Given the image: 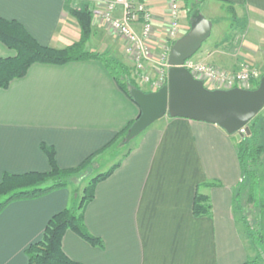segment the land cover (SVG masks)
I'll return each mask as SVG.
<instances>
[{"label": "crops", "instance_id": "0c3cea01", "mask_svg": "<svg viewBox=\"0 0 264 264\" xmlns=\"http://www.w3.org/2000/svg\"><path fill=\"white\" fill-rule=\"evenodd\" d=\"M87 1L0 0V18L19 22L39 44L61 50L80 36L68 7ZM212 1L264 19V0ZM143 2L156 31L167 22L168 2ZM179 23L182 37L189 22L180 17ZM134 31L140 33V24ZM95 39L100 40L98 46L92 44ZM154 42L162 45L159 38ZM103 45L101 34L92 30L86 47L106 53ZM214 45L198 55L199 61L236 71L213 51ZM14 55L0 43V59ZM119 55L126 65L133 60ZM139 114L100 61L34 64L24 77L0 89V180L5 173L49 172L43 146L54 150L58 168H77ZM135 140L120 165L97 184L84 210V226L101 240L102 248L67 231L61 246L68 259L76 264H243L253 257L240 234L234 205L242 179L234 135L216 125L164 116ZM75 180L80 181L74 177L70 186ZM86 186L7 204L0 211V264H27L26 248L41 238L52 216L72 205L74 191ZM197 194L208 198L209 215H193Z\"/></svg>", "mask_w": 264, "mask_h": 264}, {"label": "trees", "instance_id": "16d2710c", "mask_svg": "<svg viewBox=\"0 0 264 264\" xmlns=\"http://www.w3.org/2000/svg\"><path fill=\"white\" fill-rule=\"evenodd\" d=\"M74 3H71L70 8L68 7L67 13L76 22L80 36L77 42L61 50L39 44L19 22L0 18V43L15 53L13 57L0 59V89H6L11 81L24 77L29 67L34 64L64 65L83 60H97L103 63L119 89L132 100L128 87L140 88L132 82L128 86L120 79L121 75L128 76L131 69L122 62L109 59L104 53L91 51L86 47L92 35L93 5L90 3L74 5ZM229 6L231 12L233 7ZM200 19L202 18L192 19L187 15L188 31ZM258 81L252 82L250 90L257 88ZM262 121L260 114L257 115L248 124L249 134H244L241 139L235 140L242 179L235 192L234 205L235 210L241 214L240 221L245 232V240L251 245L253 254V257L243 264H264V200L255 194L254 189L255 178L258 179L264 174L258 171L264 155V143L261 141L263 129L259 127ZM133 123L119 132L107 147L74 169L58 168L55 163L54 150L43 146L42 150L49 162V172L22 175L3 174L0 180V211L11 202L33 200L53 191L68 188L71 180L80 176L90 166L92 159L102 154L109 146L116 144L117 147H128L132 141L125 144V135ZM129 153L128 148L126 152L124 151L122 158ZM120 162L88 182L83 190V198L76 208H66L51 217L41 238L30 244L24 251L27 264H76L62 251L61 242L67 231L74 233L93 247L102 248L101 240L87 232L83 223V214L86 206L94 198V189L97 184L106 180L120 165ZM210 210L208 198L197 194L193 203V215L195 217L207 216Z\"/></svg>", "mask_w": 264, "mask_h": 264}, {"label": "rangeland", "instance_id": "374dc122", "mask_svg": "<svg viewBox=\"0 0 264 264\" xmlns=\"http://www.w3.org/2000/svg\"><path fill=\"white\" fill-rule=\"evenodd\" d=\"M87 3H90L93 5V20H92V30L95 31V33L101 34V39L106 42V45H103V47L106 48V53H104L106 56L109 57L111 60L119 61L120 62V55L119 52L122 53L121 56L126 57H132L133 59L129 65H126V67H129L131 69V73L126 75H121L120 79L123 83H126L128 86H130V82L135 83V85L140 88L143 92H150L149 86H145L141 84L138 79L135 77V71H134V57L132 55V52L127 53V50L131 49L130 46H132L126 39L123 38V36L118 32V30L110 27L106 22V20L103 18L104 13L106 12L104 6H97L98 3H96V0H88ZM171 4H175L177 7V23H176V39L180 38V23L179 19L180 17H183L187 21V15L192 18H205L210 22L211 25V35L210 37L201 45L200 49L191 57L192 59H195V61H199L197 58L198 55L206 48H208L210 45H214L215 48H212L213 51L217 50V55H220L219 57H222L224 60L228 59L227 61L235 65L237 68L236 71L233 72H241L243 66H248L252 68L253 70H256L258 72V75L263 74L264 72V19L260 18L258 16L250 17L245 12H236L234 9L230 12V6L229 5H220L215 4L212 0H175L174 2H170ZM79 10V8H77ZM168 9V8H167ZM168 12V11H167ZM114 18H121V8H117L116 12L112 14ZM167 22L158 30H153V24L151 22L152 26V32H151V42L153 47L152 50V57L154 56H160L164 52V49L162 46H170L173 43L172 38H170L169 42L167 43L169 39L170 28L172 26V21L169 20V12L167 14ZM188 22V21H187ZM159 38L161 46H158L154 42V38ZM99 39V37H98ZM95 39L93 40L92 44L93 46H98L100 43V40ZM163 41V42H162ZM219 51V52H218ZM159 59L155 60L158 64ZM230 60V61H229ZM211 65V64H207ZM214 66V65H212ZM160 66L155 65L153 66V69H156L157 71L160 70ZM148 75V73H147ZM156 74H153V78ZM259 82V81H258ZM252 86V85H251ZM132 87H128L130 90ZM135 88V87H134ZM260 117H262L261 125L264 126V109L259 113ZM258 114V115H259ZM263 133L261 136V141L264 143V127H262ZM136 143V140H132V142L129 144L130 147H133ZM129 147V146H128ZM128 147L119 146L117 147L116 144L109 146L102 154L104 155L101 159H99L98 164H93L90 166V169L84 174V176L81 175L78 176L79 180H83L82 183L80 181L75 180L72 181L71 187L76 186L78 184L87 185V182L90 178H93L96 173H104L107 172L113 165L120 162L122 159V155L124 154V151L128 149ZM101 155V154H100ZM97 166V167H96ZM258 171L261 172V174L264 172V155L262 156V163L260 167L258 168ZM260 174V175H261ZM88 175V176H86ZM256 181H254L255 184V194L258 195L261 199L264 200V174L260 176L258 179L255 178ZM257 184V185H256ZM79 187V186H78ZM78 187H74L75 190H78ZM74 193L78 194V196L74 197ZM73 193V203L68 208H76L79 204V201L81 198H83V191L81 190L74 191ZM236 216H237V224L239 226V231L242 236V239L245 243V246L247 248V251L250 254H252V247L250 244L247 243L245 240V232L242 226V222L240 221L241 214L236 210ZM262 247V246H260ZM252 258V257H251ZM249 258V259H251Z\"/></svg>", "mask_w": 264, "mask_h": 264}, {"label": "water", "instance_id": "95a60500", "mask_svg": "<svg viewBox=\"0 0 264 264\" xmlns=\"http://www.w3.org/2000/svg\"><path fill=\"white\" fill-rule=\"evenodd\" d=\"M210 22L200 19L169 49L167 84L155 92L131 88L129 94L140 114L125 135V144L164 116L216 125L241 139L248 124L264 109V72L255 90H208L182 67L211 35Z\"/></svg>", "mask_w": 264, "mask_h": 264}, {"label": "built area", "instance_id": "2783aa9c", "mask_svg": "<svg viewBox=\"0 0 264 264\" xmlns=\"http://www.w3.org/2000/svg\"><path fill=\"white\" fill-rule=\"evenodd\" d=\"M174 1L167 0L169 20L172 21L167 43L170 38L173 42L177 40H174L176 38L177 7L170 3ZM96 3H98L97 6H104L106 12L103 18L109 22L107 24L118 30L123 38L132 45L127 53L131 51L134 57V71L138 81L149 86L150 92H155L166 85L169 70L167 58L171 46L170 44L167 47L162 46L164 52L161 59L159 55L152 57V15L145 2L143 0H96ZM118 7L121 8L120 19L112 16ZM135 24H140L139 34L134 31ZM157 59H159L158 64L161 67L159 71L153 69V66L158 65L155 61ZM182 67L189 71L195 79L202 81L205 88L209 90H230L233 88L250 90L252 82L260 79L258 72L248 66H243L242 71L236 73L190 58L184 62ZM153 74H156L154 78ZM240 134H245L244 129L240 130Z\"/></svg>", "mask_w": 264, "mask_h": 264}]
</instances>
